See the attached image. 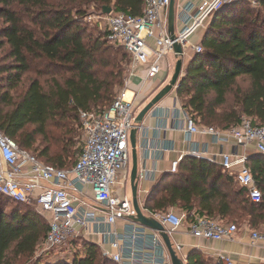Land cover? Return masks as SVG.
Wrapping results in <instances>:
<instances>
[{"label":"trees","instance_id":"obj_1","mask_svg":"<svg viewBox=\"0 0 264 264\" xmlns=\"http://www.w3.org/2000/svg\"><path fill=\"white\" fill-rule=\"evenodd\" d=\"M145 2L0 0V130L42 162L72 167L82 149L77 147L81 111L110 109L130 62L108 32L106 38L88 33L83 6L114 5L115 12L137 16ZM245 5L252 4L237 0L213 15L200 42L202 51L189 60L176 89L182 107L199 125L228 130L245 118L264 125V26L259 19H248L251 11ZM262 5L259 0L256 7ZM25 74L28 83L20 90ZM247 165L262 194L259 202L219 163L185 155L178 171L166 173L148 193L144 207L151 212L177 207L190 220L207 216L262 232L264 154L250 155ZM28 206L0 194V264H117L82 237L70 240L82 243L65 256L36 258L50 223L34 205ZM186 264L209 263L194 252Z\"/></svg>","mask_w":264,"mask_h":264},{"label":"built area","instance_id":"obj_2","mask_svg":"<svg viewBox=\"0 0 264 264\" xmlns=\"http://www.w3.org/2000/svg\"><path fill=\"white\" fill-rule=\"evenodd\" d=\"M235 1L202 0L195 5L188 0L176 13V20L182 23V28L175 32V39L171 38L168 26L171 0H146L143 13L137 16L115 11L105 13L103 18L108 39L123 47L130 56L127 85L140 70H144L142 83L160 74L165 75L160 85L169 77L171 80L177 62L174 45L180 43L185 55L188 51L193 55L199 54L201 43H192L191 37L205 27L216 12ZM247 1L253 6L259 4V0ZM182 75L186 73L183 71ZM127 93L126 88L104 113L81 111L84 143L76 163L69 168L42 162L0 130V194L19 203L34 205L48 218L50 228L45 238L48 249L62 247L71 239L98 233L104 238H114L110 245L117 252L103 248V255L118 264H172L160 232L131 219L137 216V211L132 198L124 193L131 176L130 135L134 128L139 127L136 118L143 108L136 92L130 98H126ZM175 110L183 116L182 128L190 135H212L219 142L233 139L237 146L244 148L254 144L256 151L264 154V125L259 126L245 118L237 127L218 130L197 124L178 98ZM190 154L202 157L204 153L194 149ZM218 156L220 158L215 155L211 160L222 165L240 186L247 189L248 196L259 202L262 194L247 165L248 156L224 151ZM182 158L172 163V173L178 171ZM139 176L145 177L143 173ZM86 196H90L93 203H89ZM140 206L145 215L161 222L169 235L184 224L195 237L215 241L232 239L239 231L236 224H223L207 216H195L190 220L186 213H179L174 208L166 212H151L145 209L144 202L140 201ZM119 219H124L132 228L126 237L113 229ZM147 237L151 240L152 253L149 254L145 252ZM128 239L131 240L130 246L125 245ZM251 239L253 243L264 245V231L252 230ZM174 248L180 251L182 247L177 245ZM219 259L223 264H235L226 254H220ZM247 264L258 263L249 261Z\"/></svg>","mask_w":264,"mask_h":264},{"label":"crops","instance_id":"obj_3","mask_svg":"<svg viewBox=\"0 0 264 264\" xmlns=\"http://www.w3.org/2000/svg\"><path fill=\"white\" fill-rule=\"evenodd\" d=\"M191 1V0H190ZM202 0H192L195 5H199ZM188 0H178V9H181ZM177 0L175 1V4ZM182 28L179 20L175 21V32ZM202 27L198 36L192 37V43H200L204 32ZM200 32V31H199ZM193 54L188 55V61ZM188 64V63H187ZM185 70V69H184ZM144 70H140L132 77L127 85L128 92H136L137 99L144 103L149 96L155 95L154 89H161L160 81L165 79L164 74H160L153 80L142 83ZM127 96V94H126ZM130 98V97H126ZM177 93L173 91V99L158 103V105L145 116L142 124L138 127L137 133V152L139 162V174H144V178L139 181L140 201L144 202L146 196L157 182L166 174L171 172V165L174 161L185 155H191L194 149L203 152V158L211 160L215 155L224 152H234L245 154L248 157L256 153L254 144L247 146H237L233 139L217 141L212 135L193 134L190 135L182 128L183 116L175 110ZM97 228V226H96ZM122 237H126L127 233H131L132 228L124 219H119L113 227ZM151 230V229H150ZM252 229L247 225H241L238 233L232 239H222L219 241L198 238L192 235L187 224L183 225L177 231L173 232L170 237L174 238L176 245H181V250L186 261L188 255L197 252L202 255L209 264H223L219 257L220 254L228 255L235 264H247L254 261L258 264H264V245L260 242L253 243L251 239ZM92 241L103 248L110 249V242L114 238H107L98 233L87 236ZM145 252L152 253L150 248L151 240L149 237L144 242ZM125 245L130 246L131 240L128 239ZM141 246L139 245V248ZM151 251V252H150ZM118 264V263H117ZM130 264V263H124Z\"/></svg>","mask_w":264,"mask_h":264},{"label":"water","instance_id":"obj_4","mask_svg":"<svg viewBox=\"0 0 264 264\" xmlns=\"http://www.w3.org/2000/svg\"><path fill=\"white\" fill-rule=\"evenodd\" d=\"M175 1L176 0H171L169 6V14H168V26L172 39H175V21H176ZM103 10L104 13L109 14L110 12L113 11V8L103 7ZM174 49L177 57L174 74L171 80L162 89H160L159 92L141 109L140 113L136 118L137 126H140L142 124L145 116L149 114L158 105V103L162 101L163 98H165L171 92L176 90L181 84L182 78L184 77L182 73L184 69H186L184 68V58H183L184 50L180 43H176L174 45ZM137 133H138V128H134L131 131V135H130V142L132 148V168H131L130 183L132 187L133 205L137 211V216L131 217V219L134 222L139 223L146 228L160 232L170 253L172 264H186V261L178 256L177 251L173 246L171 237L168 234L165 226L157 219L145 215L141 209L140 199L138 198L140 176H139V162H138V152H137ZM256 153L259 152L256 151Z\"/></svg>","mask_w":264,"mask_h":264},{"label":"rangeland","instance_id":"obj_5","mask_svg":"<svg viewBox=\"0 0 264 264\" xmlns=\"http://www.w3.org/2000/svg\"><path fill=\"white\" fill-rule=\"evenodd\" d=\"M175 5H176L175 6V11L177 13V11H178V0H177V3ZM110 7H112L114 9V5H110ZM83 9L86 11V17H84V26L88 28V33L90 35H92L93 37H95V38L98 37V36H103L104 38H106V36H107V28H106V24H105V21H104V18H103V15L105 14L104 10H103V6H101L100 4H97V3L96 4L91 3V4L84 5ZM244 9H245V11H247L248 9H250V11H251L250 14L247 15L248 19H259L260 25L264 26V5H262L261 7L260 6L259 7H256V6L254 7L252 5H250V6L249 5H245ZM210 22H211V19L209 21H207V23H206V25H205V27L203 29V32L206 31V29L208 28ZM263 30H264V28H263ZM199 31L196 33L195 36L194 35L193 36L194 37L198 36L199 33H201V30H199ZM189 54H193L192 51H188V53L186 55H185V52H184V56H183V58H184V68H186L187 63L189 62L188 61V55ZM175 66H176V64H175ZM130 69H131V66H130V62H129L128 63V74H127V77H126V80H125V84H124L123 88L121 89V91L119 93V96L127 88V82L129 80ZM28 76H29L28 74L24 75L25 81H24L22 87L20 88V90H22L23 88L26 87V85L28 83V81H27ZM241 79H244V81H245V82H243V86L247 85V79L246 78H241ZM169 81H170V77L165 80V83L162 84L163 86H160L161 89ZM159 90L160 89H156V90L154 89L155 95L159 92ZM155 95L149 96L147 99H145V102L144 103L142 102L143 107ZM172 99H173V92H171L169 95H167L166 99H163L162 102H165L166 100H170L171 101ZM139 101H140V99H139ZM138 104H140V103H138ZM79 131L81 133V135H80L81 136V141H80V143L77 144V147L81 148L83 143H84V136H83V131H82L81 127L79 128ZM131 168H132V157H131V160H130V170H131ZM124 193L127 194L130 198H132V187H131V183H130V177H128L127 185H126V187L124 189ZM138 198L140 199V193L138 195ZM86 200L89 203H93L92 202V198L90 196H86ZM11 205H13V204H11ZM26 206H28V205L26 204ZM9 207L11 208V206H9ZM28 207L32 208V205L31 206L29 205ZM10 208H7V209H10ZM172 208H174V210L179 212V213H186L184 210H182L180 208H177V207H172ZM262 229H264V228H262ZM257 231H261V229L259 228V229H257ZM171 240H172L173 246L177 247L176 242L174 241L173 237H171ZM81 243H82L81 240H78L77 242H74V243H72V241H69L68 243L64 244L62 247L48 249L46 247V245H45V240H43V242L41 243V245L37 249L35 257L39 258V259L42 258L44 261L46 259L53 260V257H55V256H58V255L65 256V255H67L68 253L71 252V246L78 247V245L80 246ZM47 254H49L48 257H45V255H47ZM177 254H178V256L181 259H183L184 255H183L182 251H177Z\"/></svg>","mask_w":264,"mask_h":264},{"label":"bare ground","instance_id":"obj_6","mask_svg":"<svg viewBox=\"0 0 264 264\" xmlns=\"http://www.w3.org/2000/svg\"><path fill=\"white\" fill-rule=\"evenodd\" d=\"M126 97H132V93L128 92Z\"/></svg>","mask_w":264,"mask_h":264}]
</instances>
